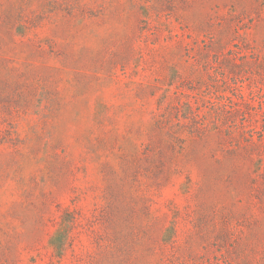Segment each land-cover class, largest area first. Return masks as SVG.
I'll list each match as a JSON object with an SVG mask.
<instances>
[{
    "label": "rangeland",
    "instance_id": "1",
    "mask_svg": "<svg viewBox=\"0 0 264 264\" xmlns=\"http://www.w3.org/2000/svg\"><path fill=\"white\" fill-rule=\"evenodd\" d=\"M0 264H264V0H0Z\"/></svg>",
    "mask_w": 264,
    "mask_h": 264
}]
</instances>
